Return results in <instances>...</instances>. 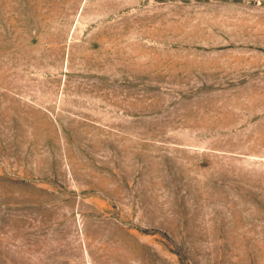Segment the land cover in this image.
Segmentation results:
<instances>
[{
	"label": "rangeland",
	"instance_id": "374dc122",
	"mask_svg": "<svg viewBox=\"0 0 264 264\" xmlns=\"http://www.w3.org/2000/svg\"><path fill=\"white\" fill-rule=\"evenodd\" d=\"M0 264H264V0H0Z\"/></svg>",
	"mask_w": 264,
	"mask_h": 264
}]
</instances>
